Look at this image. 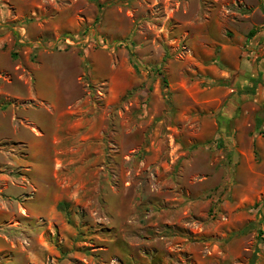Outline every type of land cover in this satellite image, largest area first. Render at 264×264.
Here are the masks:
<instances>
[{
    "label": "rangeland",
    "instance_id": "obj_1",
    "mask_svg": "<svg viewBox=\"0 0 264 264\" xmlns=\"http://www.w3.org/2000/svg\"><path fill=\"white\" fill-rule=\"evenodd\" d=\"M0 38V264H264L263 0H0Z\"/></svg>",
    "mask_w": 264,
    "mask_h": 264
},
{
    "label": "crops",
    "instance_id": "obj_2",
    "mask_svg": "<svg viewBox=\"0 0 264 264\" xmlns=\"http://www.w3.org/2000/svg\"><path fill=\"white\" fill-rule=\"evenodd\" d=\"M6 37V36H5ZM1 39V38H0ZM2 40V39H1ZM3 41H5V40H3ZM6 43H4L5 44V46L7 47V44H9L8 45V49H7V51L6 52H4L3 50H0V58H1V56H9V57H11L12 59H14V57H15V55L16 54H18L19 55V59H21V62L23 61V60H26V58H23L21 55H22V53L24 54H27V51L25 50V48L23 47V46H16V44H14V42L12 41V39H8L7 41H5ZM58 54L59 56H65V55H68V53H65V52H63V51H61V52H55V51H47V50H37L34 54H35V58H36V61L37 62H35V64L33 63V62H29V61H26V65L30 68V75H31V78L32 79H34V82H33V84H34V86H33V89L31 90V95H34V96H36V98L38 99V101H39V103H40V105H39V107H43V106H49V103H47L46 101H45V99L43 98V97H45L44 96V94H43V90L45 89V87H47V86H53L54 87V89H55V94L56 95H58V100L59 99H61L62 98V95H63V97H69V96H71V94H72V92H74V90L73 89H64V88H62L61 89V87H63V85L62 84H60L59 82H58V80H54V83H51L50 82V80H49V72L47 71V68L44 66V64H43V62H42V59L43 58H49V57H51L52 55H54V54ZM60 58H63V57H60ZM19 59H14L15 60V62H14V65L18 62V61H20ZM65 59V58H64ZM47 60V59H46ZM65 62L68 64V65H70L69 67H72V72H73V76H72V78H73V82L71 83L72 84V86H73V84L75 83L74 82V80L76 79V81H77V78H78V75H79V71H77L76 69H75V64H76V61H74V59H71V58H69V59H66L65 60ZM15 67V66H14ZM4 70V69H3ZM76 84V83H75ZM69 86V84L68 83H66V88ZM36 91L39 93V95L36 93ZM66 91V92H65ZM68 92V93H67ZM79 96V95H78ZM78 96H76V97H78ZM27 98H29V95L28 96H26ZM20 98V97H19ZM21 98H23V97H21ZM27 98H26V100H27ZM24 99H25V97H24ZM10 105H13V104H10ZM2 106H4V105H2ZM8 106V105H7ZM7 106H6V108H7ZM24 106V105H23ZM9 107V106H8ZM0 108H1V106H0ZM52 108H57V106H55V107H52ZM1 109H3V107L1 108ZM35 130V132H37L36 131V129H34ZM38 133V132H37Z\"/></svg>",
    "mask_w": 264,
    "mask_h": 264
},
{
    "label": "trees",
    "instance_id": "obj_3",
    "mask_svg": "<svg viewBox=\"0 0 264 264\" xmlns=\"http://www.w3.org/2000/svg\"><path fill=\"white\" fill-rule=\"evenodd\" d=\"M251 35H252V33H251Z\"/></svg>",
    "mask_w": 264,
    "mask_h": 264
},
{
    "label": "water",
    "instance_id": "obj_4",
    "mask_svg": "<svg viewBox=\"0 0 264 264\" xmlns=\"http://www.w3.org/2000/svg\"><path fill=\"white\" fill-rule=\"evenodd\" d=\"M263 2H264V0H263Z\"/></svg>",
    "mask_w": 264,
    "mask_h": 264
}]
</instances>
